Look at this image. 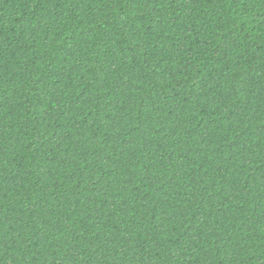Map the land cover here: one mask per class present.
Returning a JSON list of instances; mask_svg holds the SVG:
<instances>
[{"label":"trees","instance_id":"obj_1","mask_svg":"<svg viewBox=\"0 0 264 264\" xmlns=\"http://www.w3.org/2000/svg\"><path fill=\"white\" fill-rule=\"evenodd\" d=\"M0 264H264V0H0Z\"/></svg>","mask_w":264,"mask_h":264}]
</instances>
